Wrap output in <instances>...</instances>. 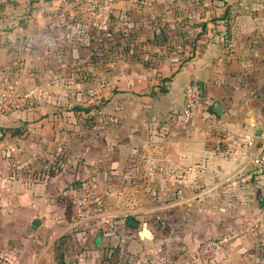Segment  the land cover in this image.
<instances>
[{
    "label": "crops",
    "instance_id": "1",
    "mask_svg": "<svg viewBox=\"0 0 264 264\" xmlns=\"http://www.w3.org/2000/svg\"><path fill=\"white\" fill-rule=\"evenodd\" d=\"M253 3L181 0L182 18L197 23V28L188 27V32L200 36L192 58L175 75L172 70L163 75L169 79L165 91L156 86L149 97L142 98L152 102L148 108L140 107L139 101L135 107L133 102L130 118L118 120L112 131L116 135L102 139L100 152L87 150L91 153L85 155L87 164L79 168V173L86 177L94 175V168L102 165L104 169L116 166L118 178L136 180L132 190L139 198L130 204L131 211L141 213L151 208L141 197L163 195L171 201L163 207L165 211L187 212L181 217L195 214L196 226H190L192 230L187 235L176 238L186 254L153 264H192L194 255H188L202 242L229 233L232 240L208 264H264V180L255 177L248 183L242 182L252 169L250 161L254 153L246 141L264 140V9L252 11ZM170 4L175 5V0ZM133 32L140 35V30ZM141 32L157 33L149 23ZM165 65L164 69L168 66ZM156 72L147 71L148 76L159 75ZM140 74L141 69L128 78H120L118 84L128 90L118 89L117 95L135 93V86L131 88L130 84L141 83ZM191 85L198 88L203 103L192 120L184 121L177 110L183 107L184 91ZM216 104L220 106L219 114ZM32 114L0 113V264L28 263L25 235L32 236L30 228L36 232L33 234L36 245L45 246L43 242L47 241L43 238L51 226L48 212L54 208V201L48 199L58 191L66 193L77 179L76 173L69 171L44 179L46 123L40 118L30 121ZM161 116L165 124L156 127L154 121ZM26 122H31L30 136L22 129ZM40 143L43 145L39 146ZM111 152L114 159H105ZM121 188L126 191L130 186ZM137 218L120 217L115 234L84 227L94 251L107 248L110 254L116 252L108 248L112 246L111 240L120 246L118 253L104 257L102 264L111 261L119 264L120 260L129 259L128 245L133 246L135 253L131 264H143V255L137 252L136 242L132 243L129 235L133 231L140 238L136 232L142 224L141 218ZM35 219L42 223L39 228L32 226ZM130 219L138 225L129 226ZM78 235L82 238V233ZM157 238L150 231L140 239L152 243ZM173 239L176 240L170 235L166 241ZM41 250L37 252V264H41L45 254ZM84 262L96 264L93 259Z\"/></svg>",
    "mask_w": 264,
    "mask_h": 264
},
{
    "label": "rangeland",
    "instance_id": "2",
    "mask_svg": "<svg viewBox=\"0 0 264 264\" xmlns=\"http://www.w3.org/2000/svg\"><path fill=\"white\" fill-rule=\"evenodd\" d=\"M170 1L0 0V113H33L30 121L44 119V179L65 171L76 173L77 178L66 193L61 190L48 199L54 201V208L48 212L51 226L43 238L47 241L43 242L45 246L36 245L33 228H30L32 236L22 232L28 237V244L24 246L29 254L27 264H37V252L41 249L45 251L41 264H86L87 259L102 264V259L118 253L120 246L111 240L112 246L108 248L116 252L110 254L107 248L94 251L90 234L85 233L84 227L101 230L105 219H112L117 225L120 217L128 216L141 218L142 226L136 232L140 238L150 231L158 237L157 242L147 243L130 231L131 242H136L137 252L143 255V264L161 263L186 254L176 238L187 235L192 230L190 226H196L193 225L197 219L195 214L181 217L187 212L165 211L163 207L171 201L163 195L141 197L147 208H151L141 213L131 211L130 204L139 198L132 190L137 181L118 178L116 166L94 168L92 176L79 173L80 166L87 164L85 157L90 156V151L100 152L102 139L116 135L112 131L120 119L130 118L133 102L135 107L139 101L140 107L148 108L152 102L142 98L149 97L156 86L167 89L169 82L162 81L167 79L163 75L168 70L175 75L195 53L200 36L195 32L191 34L187 28L196 29L197 23L182 18L181 0H175V5ZM252 1V11L264 9V0ZM148 23L152 30L162 31L164 44L158 43L153 32L151 35L141 32ZM134 29L140 30V35L134 33ZM165 64L171 69L168 66L164 69ZM140 69L142 82L130 84L131 88L135 86V93L117 95L118 89L128 90L118 84L120 78H128ZM149 70H156L160 76H148ZM105 100L109 101L108 105L90 123L71 111L76 106L88 107ZM201 103L199 93L196 109ZM184 104L185 96L183 107L177 110L185 121ZM23 124L22 129L30 136L28 125L31 122ZM154 124L156 127L164 125L163 116L156 118ZM112 154L105 159H114ZM123 186L130 189L123 191ZM83 193L94 198L95 206L88 207L80 218L72 200L75 202ZM42 217L47 219L45 214ZM68 235L71 239L62 240ZM170 235L176 240L166 241ZM128 246L130 258L120 260L119 264H131L135 253H132L133 246ZM196 251L188 256L192 257Z\"/></svg>",
    "mask_w": 264,
    "mask_h": 264
},
{
    "label": "built area",
    "instance_id": "3",
    "mask_svg": "<svg viewBox=\"0 0 264 264\" xmlns=\"http://www.w3.org/2000/svg\"><path fill=\"white\" fill-rule=\"evenodd\" d=\"M199 99V93L196 87L188 86L185 93V104L183 108V116L186 120L193 119L197 102ZM250 148L254 149L253 156L251 158L252 169L248 172V175L242 178L243 183H248L255 177H261L264 180V140L257 143L254 139L246 141ZM264 192V184H263ZM77 216L82 218L86 214L88 207H94L95 201L88 193H83L75 202ZM103 230L109 234H112L117 229L116 223L112 219H105L102 223ZM232 240V235L225 234L217 238L207 240L196 251L192 259V264H208L217 252L224 246L228 245Z\"/></svg>",
    "mask_w": 264,
    "mask_h": 264
},
{
    "label": "trees",
    "instance_id": "4",
    "mask_svg": "<svg viewBox=\"0 0 264 264\" xmlns=\"http://www.w3.org/2000/svg\"><path fill=\"white\" fill-rule=\"evenodd\" d=\"M162 81L167 82V81H169V79H163ZM160 89H161V91H165L164 86H162ZM108 103H109V101L105 100L102 102L100 101V103H98V104L95 103L94 105H91L88 107L87 106H76L71 111L78 118H83V120H85L84 122L90 123L96 117H98V115L101 113L103 108H105L108 105ZM68 239H71V236L68 235V236L62 237V240H64V241H67ZM59 258L61 259V257H59Z\"/></svg>",
    "mask_w": 264,
    "mask_h": 264
},
{
    "label": "water",
    "instance_id": "5",
    "mask_svg": "<svg viewBox=\"0 0 264 264\" xmlns=\"http://www.w3.org/2000/svg\"><path fill=\"white\" fill-rule=\"evenodd\" d=\"M156 36H157V40H158V43L159 44H164L165 43V40H164V37H163V34H162V31L159 29L157 30V33H156ZM200 87L202 88V86L200 85ZM215 110L216 112L219 114L221 113V110H220V106L218 104L215 105ZM41 221L39 219H35L32 223V226L35 227V228H39L41 226ZM128 225L129 226H133V227H136L138 225L137 221L134 220V219H130L128 221Z\"/></svg>",
    "mask_w": 264,
    "mask_h": 264
}]
</instances>
